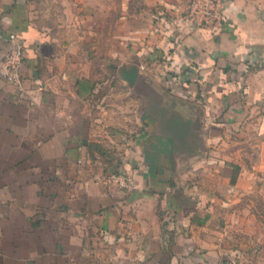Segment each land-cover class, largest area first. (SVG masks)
Returning <instances> with one entry per match:
<instances>
[{
	"label": "crops",
	"instance_id": "0c3cea01",
	"mask_svg": "<svg viewBox=\"0 0 264 264\" xmlns=\"http://www.w3.org/2000/svg\"><path fill=\"white\" fill-rule=\"evenodd\" d=\"M187 1L0 0V54L15 30L25 55L0 78V264L264 263L237 139L264 134V0L216 29Z\"/></svg>",
	"mask_w": 264,
	"mask_h": 264
},
{
	"label": "built area",
	"instance_id": "2783aa9c",
	"mask_svg": "<svg viewBox=\"0 0 264 264\" xmlns=\"http://www.w3.org/2000/svg\"><path fill=\"white\" fill-rule=\"evenodd\" d=\"M224 3L225 0H188L183 17L196 28L216 29L228 22ZM5 37L6 45L0 54V78L20 88L23 85L21 68L25 58L24 45L15 30L7 31ZM106 182L126 188L131 183V177L124 172H111Z\"/></svg>",
	"mask_w": 264,
	"mask_h": 264
},
{
	"label": "rangeland",
	"instance_id": "374dc122",
	"mask_svg": "<svg viewBox=\"0 0 264 264\" xmlns=\"http://www.w3.org/2000/svg\"><path fill=\"white\" fill-rule=\"evenodd\" d=\"M120 1L121 0H111L112 8L109 18L113 20L115 19ZM102 11H104V7L102 8ZM235 138H237L236 135ZM237 139L240 141V160L242 164L245 165L246 172L250 171L257 176L256 190L251 193L248 200L252 213L255 216V219H251L250 225L254 228V231H252L251 234L256 240L255 248L258 249L260 252L259 254L264 255V134L260 135L258 133L257 135L252 136L248 134L247 129V131L244 134H241ZM254 164L256 167H254Z\"/></svg>",
	"mask_w": 264,
	"mask_h": 264
}]
</instances>
